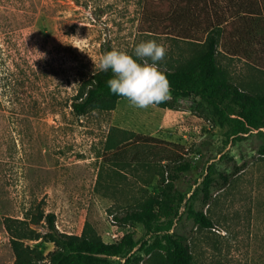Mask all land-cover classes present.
Here are the masks:
<instances>
[{
	"label": "rangeland",
	"instance_id": "1",
	"mask_svg": "<svg viewBox=\"0 0 264 264\" xmlns=\"http://www.w3.org/2000/svg\"><path fill=\"white\" fill-rule=\"evenodd\" d=\"M142 4L0 0V264H13L15 258L4 219H28L37 211L53 212L57 228L69 234L86 229L112 242L133 232L138 240L131 251L133 264H162L154 235L140 224L114 218L144 195L157 192L158 173L167 160L151 159L153 149L173 160L179 155L190 161L176 186L187 203L213 220L214 228H199L184 205L179 209L170 231L187 235L193 263L264 264L259 129L234 134L196 96L177 98L175 108H138L122 98L108 111L76 115L71 110L72 97L100 70L107 48L132 53L140 42L156 40L166 47L158 62L162 67L186 64L203 49L200 41L172 32L141 31ZM217 61L245 89L249 84L264 92V70L222 53ZM132 132L171 145L131 144L119 155L106 150L108 139ZM235 167L242 168L221 186V174ZM208 173L214 181L205 204L202 181ZM41 225L35 229L42 231L45 222ZM26 243L43 256L54 248L42 238Z\"/></svg>",
	"mask_w": 264,
	"mask_h": 264
},
{
	"label": "trees",
	"instance_id": "2",
	"mask_svg": "<svg viewBox=\"0 0 264 264\" xmlns=\"http://www.w3.org/2000/svg\"><path fill=\"white\" fill-rule=\"evenodd\" d=\"M139 27L144 32H172L187 40L200 41L204 46L186 64L159 65L170 83V95L155 105L175 108L177 98L199 97L217 122L229 125L234 134L259 129L263 143L257 151L264 156V92L239 87L217 61L220 46L264 70V0H143ZM110 50L107 48L105 53ZM112 77L111 69L95 72L72 97V112L84 115L91 110L108 111L119 99L126 98L110 91L107 80ZM113 130L109 137L114 135ZM124 134L119 140L108 139L106 150L119 155L131 144L150 143L151 147L170 144L153 136ZM151 152V159L167 160L158 173L157 192L144 195L114 218L122 224H140L146 233L154 235L155 246L161 249L162 264H194L188 237L171 232L173 222L182 205L199 228H214L213 220L203 209L187 203L185 193L176 186L180 174L190 169V161L178 159L179 155L173 160L154 149ZM241 168L235 167L231 173L221 174V186ZM213 181L209 173L202 181L205 204L209 201ZM41 221L45 222L44 229L38 231L35 228L42 226ZM4 225L15 256L13 264H133L131 251L138 244L133 232H126L112 242H106L86 229L80 234L62 232L56 226L53 212L37 211L28 219L6 217ZM37 238L52 242L53 250L43 256L36 247L26 243V240Z\"/></svg>",
	"mask_w": 264,
	"mask_h": 264
},
{
	"label": "clouds",
	"instance_id": "3",
	"mask_svg": "<svg viewBox=\"0 0 264 264\" xmlns=\"http://www.w3.org/2000/svg\"><path fill=\"white\" fill-rule=\"evenodd\" d=\"M165 55L163 43L142 41L132 53L119 49L107 51L100 58L99 68L111 69L113 77L107 80V85L113 94L126 97L135 107L147 108L169 98L170 83L158 64Z\"/></svg>",
	"mask_w": 264,
	"mask_h": 264
},
{
	"label": "crops",
	"instance_id": "4",
	"mask_svg": "<svg viewBox=\"0 0 264 264\" xmlns=\"http://www.w3.org/2000/svg\"><path fill=\"white\" fill-rule=\"evenodd\" d=\"M218 53H222V54L227 55V56H229V57H234V58L239 59L240 61H243V62H245L246 64H248V65H250V66H252V67H254V68H256V69H259L258 66L254 65V64H252V63H249V62H248L247 60H245L244 58L239 57V56H237V55L230 54V53H228V52L222 50V48H221L220 46H218L217 55H218ZM220 65H221V64H220ZM221 66H222L224 69L227 70V72H228V74L230 75L231 79H232L236 84H238L239 87H241V88H243V89L245 88L244 85H243L242 83H238L237 81H235V80L232 78V75L230 74L229 70H228L225 66H223V65H221ZM260 70H261V69H260ZM246 86H248V87H255V85H249V84L246 85Z\"/></svg>",
	"mask_w": 264,
	"mask_h": 264
},
{
	"label": "built area",
	"instance_id": "5",
	"mask_svg": "<svg viewBox=\"0 0 264 264\" xmlns=\"http://www.w3.org/2000/svg\"><path fill=\"white\" fill-rule=\"evenodd\" d=\"M197 156H199V155H196L195 158H197Z\"/></svg>",
	"mask_w": 264,
	"mask_h": 264
}]
</instances>
